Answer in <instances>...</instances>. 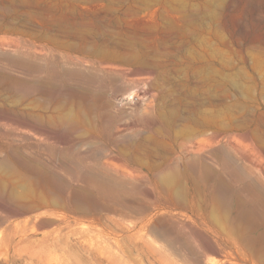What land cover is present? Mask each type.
Returning <instances> with one entry per match:
<instances>
[{
	"label": "rangeland",
	"instance_id": "obj_1",
	"mask_svg": "<svg viewBox=\"0 0 264 264\" xmlns=\"http://www.w3.org/2000/svg\"><path fill=\"white\" fill-rule=\"evenodd\" d=\"M0 264H264V0H0Z\"/></svg>",
	"mask_w": 264,
	"mask_h": 264
},
{
	"label": "bare ground",
	"instance_id": "obj_2",
	"mask_svg": "<svg viewBox=\"0 0 264 264\" xmlns=\"http://www.w3.org/2000/svg\"><path fill=\"white\" fill-rule=\"evenodd\" d=\"M127 69V68H126ZM127 71V70H126ZM124 96V95H123ZM122 96V97H123ZM39 118V117H38ZM41 118V117H40ZM47 119V118H46ZM46 121V120H45ZM57 121V120H56ZM53 123V122H52ZM57 124H58V122H57ZM56 125V124H55ZM54 126V125H53ZM58 126V125H57ZM212 139H216V136H215V134L214 135H212Z\"/></svg>",
	"mask_w": 264,
	"mask_h": 264
}]
</instances>
